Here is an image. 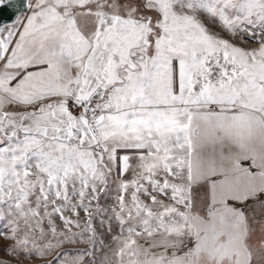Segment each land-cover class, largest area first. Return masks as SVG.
<instances>
[{
	"label": "snow or ice",
	"instance_id": "1",
	"mask_svg": "<svg viewBox=\"0 0 264 264\" xmlns=\"http://www.w3.org/2000/svg\"><path fill=\"white\" fill-rule=\"evenodd\" d=\"M0 264H264V0H0Z\"/></svg>",
	"mask_w": 264,
	"mask_h": 264
},
{
	"label": "water",
	"instance_id": "2",
	"mask_svg": "<svg viewBox=\"0 0 264 264\" xmlns=\"http://www.w3.org/2000/svg\"><path fill=\"white\" fill-rule=\"evenodd\" d=\"M19 0H13L14 5H18ZM14 14H18L16 7L3 6L0 7V23H8L14 18Z\"/></svg>",
	"mask_w": 264,
	"mask_h": 264
}]
</instances>
